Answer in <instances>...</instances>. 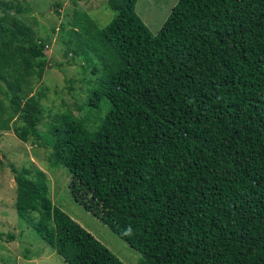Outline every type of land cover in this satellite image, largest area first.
Listing matches in <instances>:
<instances>
[{"label": "trees", "instance_id": "obj_1", "mask_svg": "<svg viewBox=\"0 0 264 264\" xmlns=\"http://www.w3.org/2000/svg\"><path fill=\"white\" fill-rule=\"evenodd\" d=\"M107 1L105 26L83 10L70 21L67 46L95 74L86 112L40 130L48 88L32 90L46 42L10 12L28 5L0 0V95L15 135L50 148L73 199L139 264H264V0H177L157 33L136 0ZM11 170L18 217L68 264H121L30 168Z\"/></svg>", "mask_w": 264, "mask_h": 264}, {"label": "rangeland", "instance_id": "obj_2", "mask_svg": "<svg viewBox=\"0 0 264 264\" xmlns=\"http://www.w3.org/2000/svg\"><path fill=\"white\" fill-rule=\"evenodd\" d=\"M29 6L28 11L14 13L46 42L44 52L48 65L42 78L33 82L35 92L41 85L47 86L41 99L43 118L39 124L51 122L56 113L70 110L82 116L86 107L78 108L92 88L95 74L91 65L85 69V60L74 55L67 46L71 36L70 21L75 10L86 11L97 27L105 26L114 16L107 0H3ZM177 0H136L134 8L152 33H157ZM59 3V4H58ZM2 10H0V13ZM47 35H49L47 37ZM65 51H68L65 54ZM96 59V58H95ZM3 110L0 113V233L10 232L14 239L0 238V264H68L50 245L32 230L16 213L15 181L11 166L30 168L31 180L43 181L48 187V197L60 210L86 233L90 234L107 252L121 264H139L141 255L127 242L115 235L105 224L85 210L71 196L68 189L70 173L67 168L54 166L47 146L38 147L32 139L21 141L13 131L20 124L9 110L7 101L0 95ZM85 105V104H83ZM95 120L86 126L93 129Z\"/></svg>", "mask_w": 264, "mask_h": 264}]
</instances>
